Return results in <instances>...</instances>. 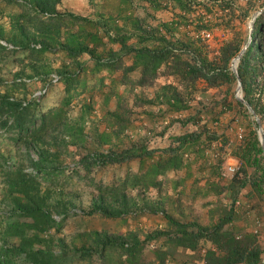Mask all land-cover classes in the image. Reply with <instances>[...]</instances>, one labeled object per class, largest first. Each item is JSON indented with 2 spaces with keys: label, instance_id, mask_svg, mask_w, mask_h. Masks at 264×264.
<instances>
[{
  "label": "trees",
  "instance_id": "1",
  "mask_svg": "<svg viewBox=\"0 0 264 264\" xmlns=\"http://www.w3.org/2000/svg\"><path fill=\"white\" fill-rule=\"evenodd\" d=\"M5 1L10 7L0 8V20L7 16V26L0 22V36L19 44L20 50L27 49L28 57H34L30 61L33 73L38 71L37 60L42 53L59 52L60 66L55 70L61 74L64 88L60 101L47 108L40 102L21 105L18 98H9V90L0 93V137L16 143L34 140L42 145L40 157L32 162L36 173L25 171L22 164L4 170L3 200L9 201L11 213L0 219V264H79L93 256L103 264H181L174 257L179 249L199 254L202 264H262L264 239L258 238L261 211L256 207L254 229L233 223L234 207L238 206L235 199L240 198L238 190L247 183V177L236 174L226 181H206L205 194L213 191L227 200L210 211L213 221L209 223H201L191 207L200 193L195 176L189 191L184 192L185 176L192 174L190 159L204 154L202 136L214 137V132L206 126L187 130L171 135L163 146L150 145L149 137L155 131L163 135L175 120L185 125L202 116L204 110L191 102L198 79L207 86L237 79L228 66L247 37L223 41L218 54L209 57L199 33L244 21L252 10L264 5V0H137L143 13L135 10L136 0H116L112 7L104 5L107 0H88V13L61 9L62 0ZM158 9H169L171 16L153 24L150 10ZM45 11L50 14L44 16ZM250 35L236 69L242 97L252 112L241 100L236 102L245 116H258L264 136V10L255 16ZM87 72L94 78L91 87H87ZM162 76L164 80L159 81ZM120 82L129 86L127 96L117 93ZM12 85L25 87L14 81ZM145 86H151L150 94L143 90ZM96 91H103L105 101L112 95L115 99L99 121L93 116ZM72 104L77 105L75 116L69 115L74 110ZM135 118L141 122L135 123ZM248 123L244 142L231 152L252 168L248 178L251 197L264 199L263 148L256 120L249 118ZM87 140L88 151L74 166L58 163L67 143L78 146ZM223 160L220 154L217 163ZM80 165L85 168L83 174ZM115 165L124 168V173L109 182L91 176L96 168ZM181 169L185 170L183 176L178 174ZM170 171L176 175L170 177ZM212 172L222 176L220 169ZM87 175L85 183L91 188L87 213L125 218L151 211L163 215V223L144 231L142 237L139 229L85 228L67 242L59 232L65 216L76 206L75 194L65 190L60 179L82 180ZM168 183L176 191L170 201L149 197L150 187L164 193ZM251 206L255 207V202L243 204L242 213ZM52 211L60 218L55 219ZM159 238L161 242L154 244ZM147 246L153 247L150 258L144 255Z\"/></svg>",
  "mask_w": 264,
  "mask_h": 264
},
{
  "label": "rangeland",
  "instance_id": "2",
  "mask_svg": "<svg viewBox=\"0 0 264 264\" xmlns=\"http://www.w3.org/2000/svg\"><path fill=\"white\" fill-rule=\"evenodd\" d=\"M5 0H0V7H10L7 3L5 4ZM116 0H107L104 2V5L107 7H112L115 4ZM259 3V2H258ZM262 7V6H261ZM61 9H70L79 13H88L91 9L89 6L88 0H63V4L60 6ZM134 8L138 13H143V8L140 3L135 2ZM260 7L257 6L254 10H252L251 15L246 18L242 22H237L233 25L228 26L227 28H221L220 26H214L211 30H209V36L204 35L206 30H203L199 33V36L203 39V41L207 44L206 50L209 57H213L214 55L218 54L219 45L229 39V38H237L242 39V41L247 37L249 34V25L250 19L252 14L257 11ZM151 11V16H149V21L151 23H156L159 19H167L171 16V12L169 9H158L155 11ZM260 13V12H258ZM256 13V15L258 14ZM4 21L3 19L0 20ZM184 27H180V31H183ZM177 33H179L177 31ZM180 34V33H179ZM247 42V41H246ZM245 45V44H244ZM243 45V46H244ZM42 56L38 58L37 62V72H48L53 69H58L60 66L59 62V52H49L45 51L41 54ZM234 58V57H233ZM232 58V59H233ZM26 59V60H25ZM34 59V57H28L27 49L16 50V51H9L0 48V80L6 76L7 78L10 77L11 73L21 68L23 71L22 74L26 73H33L34 69L30 64V61ZM232 59L229 63L228 69L232 71L231 64ZM238 59L236 60L237 64ZM13 69V70H12ZM234 73V72H233ZM88 75V72H87ZM88 79V78H87ZM164 80V77H160L159 81ZM88 81V80H87ZM1 82V81H0ZM237 86V79L233 80L232 82L226 81L221 83L218 86H207L203 79H198L196 82V89L192 97L193 105L195 107H201L204 111L201 113L199 117H196L194 121H189L187 124L182 125L177 120H175L172 124L168 126L165 130L166 132L163 135L158 134L157 131L152 132L149 137V144L150 145H158L163 146L167 145L170 142L171 135L182 133L187 130H198L203 126L208 127L210 131L214 132V137L208 138L203 134L204 140V154L202 156H198L196 160L190 159L191 162V172L188 176H185L184 181V192L189 191L190 185L192 182L193 177L198 180L197 185L200 189V193L195 201L191 203V207L193 209V213L198 216V220L201 223H209V216L210 211H216L221 203H225L226 197L223 194L217 195L213 191H209L205 194V184L207 180H217L219 181H226L232 175H238L237 177H247V183L240 187L238 190V196H240V204L235 208L236 214L235 219H233V223L239 227H247L248 229H254L253 220L256 217V207L261 211L262 216V224L258 232L259 240L264 239V199H258V197H251L250 193L248 192L250 189V181L248 178L252 175V168L247 165H243L240 160L233 155L231 149L235 146L240 145L244 142L246 138V134L248 132L249 123L248 119H255V115H248L245 116L240 111V106L236 102L238 99L235 95ZM88 87V86H87ZM63 88L64 84L63 81L60 83L52 85L50 87L49 92L42 98L40 101V106L50 105L53 102L60 101L63 95ZM15 89V90H14ZM13 91L17 96L23 95L25 96L29 92V88L27 87H13ZM103 91H96L93 94V100L96 106H94L95 111L93 113L97 114L98 116L101 115L103 111V102L102 96ZM151 93V89L148 90V94ZM241 94V88L239 90ZM132 97L131 94L128 95L130 99ZM78 99V98H77ZM114 98H112L113 101ZM79 100V99H78ZM80 101V100H79ZM77 101V103H79ZM76 103V102H75ZM76 103V104H77ZM192 105V104H191ZM207 105L208 107L205 108L204 106ZM77 105H75L76 107ZM155 109L157 108L156 105L153 106ZM73 111L69 112V115L77 114V109L73 107ZM195 108H192V110ZM158 124V123H157ZM88 125V124H86ZM241 127L242 137H238L237 130L238 127ZM160 126H156L158 129ZM88 128V127H87ZM88 130V129H87ZM211 132V133H212ZM67 137V136H65ZM88 139V138H87ZM261 143V142H260ZM219 147H222V150H219ZM42 145L37 143V141L29 140L27 142H14L10 138L4 139L3 142H0V203L4 202L7 205H10L7 199L3 200L4 193L3 189L5 186L4 183V170L2 169V161L5 158L9 157L12 159V168L16 167L17 165L22 164L23 169L27 168L28 166H33L32 162L37 160L40 157V150ZM263 148V147H262ZM219 151H218V150ZM35 152L37 155L36 159H33L31 156V151ZM193 150V149H192ZM88 151V140L85 144H80L76 146L73 143H67L65 148L63 149L62 153L59 154V158L57 159L58 163L63 165L67 164L68 166H72L75 164L81 155ZM264 153V149H263ZM223 156V162L220 164L217 163V158ZM193 156V153L191 154ZM190 155V156H191ZM215 161V162H214ZM215 163V164H213ZM233 165L236 167V171L234 173L227 172V165ZM77 165V164H76ZM200 165V166H199ZM74 166V165H73ZM132 167H136V164H133ZM243 167V170H242ZM220 169L222 170V176L219 178V174L216 172H212L213 170ZM80 172L83 174L85 173V168L81 165L79 166ZM184 169H181L178 174L183 176ZM120 173H124V168H121L117 165L115 166H105L101 168H96L93 170L91 176L95 177V179L103 180L104 182H109L114 176L119 175ZM169 176L176 175L173 172H168ZM56 178V177H55ZM60 179V177L58 176ZM62 178V176H61ZM61 181L64 182V189L70 191L71 195H74V203L75 207L71 208V213L67 214L63 221L62 230L59 232L62 236L65 237V240L68 242L70 241V236L73 235L75 232L83 230L85 228H103L107 230H115V231H125L128 228L130 229H139V235L142 237L144 235V231H148L153 229L156 224L163 223L164 217L161 214H157L151 211H145L141 214L133 217V216H126L125 218L122 217H106L101 216L99 214H89L87 213L88 209V201L90 196V185H88L86 180H88V175L82 179L78 180L76 178H68ZM59 180V181H60ZM67 181V182H66ZM45 185V182L42 183ZM149 197H160L170 201L174 195L176 194L175 188H173L171 183H168L167 189L164 193H157L153 188H149L147 190ZM223 193L227 194L228 191L225 190ZM4 197V198H3ZM250 202H255V207L251 206L247 213H242V205ZM219 204V205H218ZM79 207V208H78ZM83 209V211H82ZM52 213H56L52 211ZM260 216V217H261ZM216 218V215L213 216ZM2 217H0L1 219ZM213 221V220H210ZM228 224V223H227ZM229 225V224H228ZM139 227V228H138ZM162 238L153 241L154 244L161 242ZM151 241V240H150ZM149 241V242H150ZM204 245H209V242L206 241ZM151 246H147L144 249V255L147 258L153 256ZM191 250L183 251L179 249L175 253V259L178 260L181 264H202V260L199 254L194 252H190ZM23 264H29L27 262H23ZM79 264H103L97 260L95 256L91 259L83 260L79 262Z\"/></svg>",
  "mask_w": 264,
  "mask_h": 264
},
{
  "label": "built area",
  "instance_id": "3",
  "mask_svg": "<svg viewBox=\"0 0 264 264\" xmlns=\"http://www.w3.org/2000/svg\"><path fill=\"white\" fill-rule=\"evenodd\" d=\"M50 13L45 11L43 13L44 16H48ZM209 32H205L204 35L209 36ZM31 45L35 47H39V42H32ZM0 46L3 47L5 50L14 51V50H20L21 47L19 44L14 43L13 41L8 40L5 37L0 36ZM12 81L21 83L25 85V87L29 88V92L25 96H17L15 93H12L9 98L10 99H16L18 98L20 100L21 105H27L30 102L39 103L44 95L48 93L50 90V87L52 85L58 84L61 81V74L53 69L48 72H35V73H26V74H19L15 76ZM75 105L72 104V107ZM86 124H88V119L86 120ZM0 131H3V129H0ZM238 137H242L241 127H238L237 130ZM31 152V156L33 159H36L37 153ZM2 168L5 171H8L12 168V159L9 157L5 158L2 162ZM25 171L29 173H36V168L34 166H28L24 169ZM236 171V167L233 165H227V172L234 173ZM240 204V198L235 199V205ZM0 212L4 216H8L11 213V208L9 205L3 203L0 206ZM52 216L55 219H59L60 215L57 213H52ZM1 243V241H0Z\"/></svg>",
  "mask_w": 264,
  "mask_h": 264
},
{
  "label": "crops",
  "instance_id": "4",
  "mask_svg": "<svg viewBox=\"0 0 264 264\" xmlns=\"http://www.w3.org/2000/svg\"><path fill=\"white\" fill-rule=\"evenodd\" d=\"M6 4V3H5ZM61 4H63V0H62V3ZM7 5V4H6ZM60 7V6H59ZM1 8V7H0ZM4 8H6L5 6H4ZM9 8V7H8ZM6 10H9V11H11V9H6ZM13 10V9H12ZM7 18V16L6 15H4L3 17H1V19H3L4 20V22H5V24H6V26H7V21L5 20ZM26 60V59H25ZM13 70V69H12ZM23 70L20 68L19 69V67H18V70L17 71H15L14 73H11V75H10V77H4L3 78V80H0L1 82H0V93H2V92H6L7 90H9L8 92H9V94H12V93H15L14 91H12V89H13V85H12V79L15 77V76H17V75H19V74H22L23 72H22ZM94 78H92V77H89V75H88V87H91L92 85H94ZM159 80V79H158ZM60 83V82H59ZM23 86H18V88H22ZM24 88V87H23ZM128 89H129V86L128 85H126V83H123V82H120L119 83V85H117V93L118 94H121V95H126L127 96V93H128ZM149 89H152L151 88V86H145V87H143V90L144 91H146V92H148V90ZM105 91H106V89H104ZM134 91H136V90H138L137 88H134L133 89ZM107 95H109V93H107ZM20 96H23V95H20ZM112 98H114V95H112V96H110L109 98H108V100L107 101H105V99H104V96H102V102H103V105H102V107L105 109V108H108V107H111V106H113L114 105V102H115V99H113V101H112ZM128 100H129V104H131L132 103V97H130V99L128 98ZM94 101V100H93ZM53 104H56V102H53L52 104H50V105H44L43 107L44 108H47V107H49V106H51V105H53ZM94 106H96L95 105V103L93 104ZM103 109V110H104ZM94 111H95V109H94ZM103 112V111H102ZM102 114V113H101ZM5 115H7V113H5ZM10 115V114H9ZM8 115V119L11 117V116H9ZM93 116H94V119L96 120V121H99L98 120V118L101 116H98L97 114H95V113H93ZM138 116L140 117L141 116V114H138ZM134 122L135 123H140L141 122V120H140V118H135L134 119ZM88 123H89V121H88ZM100 126V128H103V123H100L99 124ZM1 129V128H0ZM7 137H5V138H1L0 137V142H3L4 141V139H6ZM3 162V161H2ZM4 202H2V203H0V206L3 204ZM0 217H3V214L0 212ZM160 223H158V225H159Z\"/></svg>",
  "mask_w": 264,
  "mask_h": 264
},
{
  "label": "water",
  "instance_id": "5",
  "mask_svg": "<svg viewBox=\"0 0 264 264\" xmlns=\"http://www.w3.org/2000/svg\"><path fill=\"white\" fill-rule=\"evenodd\" d=\"M264 10V5L262 7H260L257 11H255L253 14H252V17L250 19V25H249V34H248V39H247V42L245 43V45L240 49V51L238 52V54L232 59V64H231V69L232 71L234 72V74L236 75L237 77V86H236V91H235V95L236 97L241 100L242 102H244L246 104V106L248 107V109L252 112V108L250 107V105L248 104V102L242 97V95H240L239 93V90H240V87H241V79L237 73V69H236V63H234L235 60H237L239 58V56L241 55V53L243 52V50L245 49V47L247 46L248 42L250 41L251 39V35H250V32L252 30V27H253V21H254V18L256 16V13L258 12H261ZM255 120L257 122V132H258V136H259V140L261 142V145L264 149V136H263V131H262V127L260 125V120L258 118V116L255 115ZM264 261V259H263ZM264 264V262L262 263Z\"/></svg>",
  "mask_w": 264,
  "mask_h": 264
},
{
  "label": "bare ground",
  "instance_id": "6",
  "mask_svg": "<svg viewBox=\"0 0 264 264\" xmlns=\"http://www.w3.org/2000/svg\"><path fill=\"white\" fill-rule=\"evenodd\" d=\"M234 63H236V60L234 61Z\"/></svg>",
  "mask_w": 264,
  "mask_h": 264
}]
</instances>
